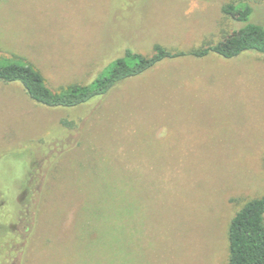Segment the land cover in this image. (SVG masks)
<instances>
[{
  "label": "rangeland",
  "instance_id": "1",
  "mask_svg": "<svg viewBox=\"0 0 264 264\" xmlns=\"http://www.w3.org/2000/svg\"><path fill=\"white\" fill-rule=\"evenodd\" d=\"M242 1L264 26V0H0V57L58 90L127 47L217 42ZM33 191L25 264H228L232 218L264 196V54L164 60L74 108L0 81V226L22 229Z\"/></svg>",
  "mask_w": 264,
  "mask_h": 264
},
{
  "label": "trees",
  "instance_id": "2",
  "mask_svg": "<svg viewBox=\"0 0 264 264\" xmlns=\"http://www.w3.org/2000/svg\"><path fill=\"white\" fill-rule=\"evenodd\" d=\"M253 6L248 2H230L222 11L242 25L221 40L189 50H173L161 44L151 54L127 47L88 83H73L58 90L52 89L42 72L20 56L0 57V81L22 85L30 98L49 108H74L107 95L126 79L137 77L164 60L181 57L204 58L211 54L232 59L243 53L264 54V26L250 22ZM66 127L73 125L64 120ZM21 228L0 226V259L25 264L40 221L43 195L31 192ZM228 264H264V196L253 198L237 211L229 230ZM2 264V263H0ZM5 264V263H4Z\"/></svg>",
  "mask_w": 264,
  "mask_h": 264
}]
</instances>
